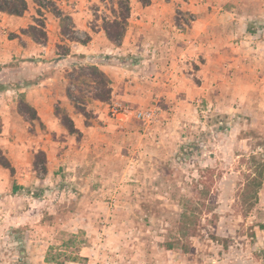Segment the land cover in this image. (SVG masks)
I'll return each instance as SVG.
<instances>
[{
    "label": "rangeland",
    "instance_id": "1",
    "mask_svg": "<svg viewBox=\"0 0 264 264\" xmlns=\"http://www.w3.org/2000/svg\"><path fill=\"white\" fill-rule=\"evenodd\" d=\"M101 1L96 38L120 13ZM26 2L33 23L46 28L51 12L76 39L52 0H36L40 14ZM181 6L129 17L126 40L74 66L0 63V87L16 92L0 95V264H264V19ZM93 62L111 82L106 102ZM48 75L49 129L17 110V81ZM114 105L150 116L116 117Z\"/></svg>",
    "mask_w": 264,
    "mask_h": 264
},
{
    "label": "crops",
    "instance_id": "2",
    "mask_svg": "<svg viewBox=\"0 0 264 264\" xmlns=\"http://www.w3.org/2000/svg\"><path fill=\"white\" fill-rule=\"evenodd\" d=\"M55 5L58 7V11L61 13V17H66L67 21L70 23L72 34L76 39H71L68 35L63 34L60 31L58 26V17L52 15L51 12L44 11L43 17L46 18V28L44 31L47 36L45 43L37 44L31 39L22 34V30L26 29L28 26L33 25L34 23L30 20L34 14L26 10V12L21 16H12L0 12V63L10 62L13 58H24V57H38L42 59H48L59 63H67L73 61V66L76 64V60L79 62L81 60H86L91 57V53L98 52L101 47L105 48H114L106 38L97 36L101 35V32L97 34L93 33L90 25L93 21L94 14L101 13V10H96L92 7L96 2H102L101 0H52ZM162 2L166 5V8L160 7V10L155 6L154 3ZM133 4L130 1V21H133L138 15H140V20H143V17L148 15L159 17L164 16L165 12L163 10H168L173 2L181 3V9L192 11L194 13L200 12L202 8H218L220 11H223L225 14L232 15V12L240 16L245 17H261L264 19V0H150V4L144 8H138V4ZM217 3V4H216ZM222 4V5H221ZM217 5V7H215ZM204 6V7H203ZM220 6V7H218ZM37 10V8H36ZM204 15V14H203ZM211 15V14H210ZM209 15V16H210ZM26 17H28L26 19ZM36 17V16H35ZM133 27V26H132ZM130 28L132 31L133 28ZM128 33V31H127ZM12 35V38H5V35ZM82 36L87 37L88 39L82 41ZM126 40V36L124 37ZM129 44L131 41H128ZM57 46H63L68 50V54L64 57H59L57 53ZM31 60L34 64L39 62V60ZM37 65V64H36ZM104 68V67H102ZM7 71V69L5 70ZM54 79L51 76H47L46 79H38L36 82L27 83L24 85L23 81L18 80V88L25 86V88L30 89L25 95L26 100L32 105L35 110L36 116L40 119V122L49 129L50 123H52V109L47 105L46 94L42 85L46 81H53ZM17 93L20 95L25 92L24 89H18ZM4 93L15 94V88H6L0 87V95ZM17 111H14L13 114H16ZM18 114V113H17ZM8 118V117H7ZM24 123L25 118L18 115ZM7 120H2L1 128L9 127L7 125ZM4 124V125H3Z\"/></svg>",
    "mask_w": 264,
    "mask_h": 264
},
{
    "label": "trees",
    "instance_id": "3",
    "mask_svg": "<svg viewBox=\"0 0 264 264\" xmlns=\"http://www.w3.org/2000/svg\"><path fill=\"white\" fill-rule=\"evenodd\" d=\"M143 6H148L150 4V0H138ZM34 3L38 6L37 14H40L41 4L34 0ZM118 8L120 10L119 17L114 19L111 22H105L104 32L106 35L107 41L114 45L119 46L122 42L126 27H127V20L130 17V4L129 0H119ZM27 10V2L26 0H0V12L5 13L7 15L12 16H21ZM56 15L59 16L60 12L57 10ZM65 20H67L65 18ZM64 33V32H63ZM22 34L29 37L33 42L37 44L45 43L47 40L46 33L44 31L43 23H39L36 20L34 21L33 25L28 26L26 29L22 30ZM73 39V38H72ZM59 49L60 46H57ZM68 52V50L66 49ZM59 53V57L66 56L68 53ZM98 62H93L89 64L87 67L88 70V77L91 78L94 82L99 84V88L101 89V94L97 95L94 99L100 102H106L110 99L111 94V82L109 78L98 69ZM80 77V76H79ZM17 101V110L18 113L25 118V120L30 123L34 124L35 122L39 123L43 126L40 122V119L36 116L35 110L32 106H30L27 101L25 100L24 94H20L18 96ZM63 127L68 131L69 134H73L76 132L72 122L70 119L65 118V122L62 123ZM40 154L44 156V153L40 151ZM36 157V156H35ZM45 160V156H44ZM188 219V218H187ZM166 250H171L173 248L172 244H166Z\"/></svg>",
    "mask_w": 264,
    "mask_h": 264
},
{
    "label": "built area",
    "instance_id": "4",
    "mask_svg": "<svg viewBox=\"0 0 264 264\" xmlns=\"http://www.w3.org/2000/svg\"><path fill=\"white\" fill-rule=\"evenodd\" d=\"M112 113L117 116H132L136 120L144 121L150 116L149 113L143 111H132L129 108H122L118 105H114L112 108Z\"/></svg>",
    "mask_w": 264,
    "mask_h": 264
}]
</instances>
